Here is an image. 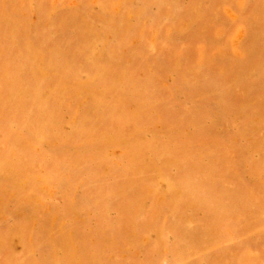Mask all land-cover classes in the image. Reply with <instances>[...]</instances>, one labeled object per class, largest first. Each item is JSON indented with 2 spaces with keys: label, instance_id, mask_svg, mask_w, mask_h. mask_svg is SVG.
Masks as SVG:
<instances>
[{
  "label": "rangeland",
  "instance_id": "374dc122",
  "mask_svg": "<svg viewBox=\"0 0 264 264\" xmlns=\"http://www.w3.org/2000/svg\"><path fill=\"white\" fill-rule=\"evenodd\" d=\"M0 264H264V0H0Z\"/></svg>",
  "mask_w": 264,
  "mask_h": 264
}]
</instances>
